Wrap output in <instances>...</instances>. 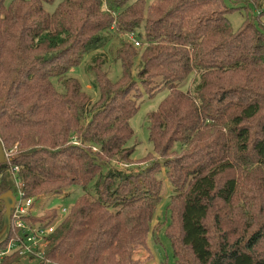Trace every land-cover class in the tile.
Returning a JSON list of instances; mask_svg holds the SVG:
<instances>
[{
    "label": "trees",
    "instance_id": "obj_1",
    "mask_svg": "<svg viewBox=\"0 0 264 264\" xmlns=\"http://www.w3.org/2000/svg\"><path fill=\"white\" fill-rule=\"evenodd\" d=\"M56 1L0 0L9 152L0 195L14 190V166L27 196L82 193L42 259L13 252L0 264H141L162 169L173 190L164 233L178 264H264V0H60L46 9ZM236 9L246 18L234 31L227 15ZM113 35L127 38L114 53L116 81L98 53ZM87 55L95 100L67 77ZM139 86L149 97L167 90L145 116L162 164L132 167ZM54 215L46 208L32 221Z\"/></svg>",
    "mask_w": 264,
    "mask_h": 264
},
{
    "label": "rangeland",
    "instance_id": "obj_2",
    "mask_svg": "<svg viewBox=\"0 0 264 264\" xmlns=\"http://www.w3.org/2000/svg\"><path fill=\"white\" fill-rule=\"evenodd\" d=\"M60 0H57L56 3L50 7L47 6V10H52L54 6L59 3ZM239 3H248L253 2V0H237ZM153 0H146V6H149ZM225 4L228 6L233 5L232 0H224ZM248 14L256 15L257 12L251 7L247 9ZM227 18L230 22V25L234 31H237L241 26L243 20L246 18V11L244 9L234 10L227 15ZM263 25H264V20ZM117 37V38H115ZM127 38L123 36L113 35L112 40L103 48L100 53L103 60L106 61L105 65L102 67L103 71L106 72L109 78L112 81L118 80L121 74V69L119 63L114 61V53L119 47V42H126ZM128 40L129 37H128ZM92 55H87L82 60L81 64L67 73V77L76 78L82 85L85 91H87L90 97L95 100L96 92L91 88L92 76L89 73V66L91 65ZM135 75V71L133 72ZM190 84L188 85V87ZM141 96L138 97L137 103L140 108L136 116L132 119L131 124L135 130L134 139L130 141L129 146L135 148L134 159L136 164L132 167H143L149 165L151 162L157 161L162 164L163 158L157 155L151 147V144L147 140V128H146V113L154 110L159 103V101L165 96L166 89H160L156 93L149 97L146 90L143 87H140ZM136 94V91H134ZM160 178L163 180L162 190H161V199L157 205L155 215L153 217L151 226L152 232L149 233L147 239V249L141 250L138 258L145 260L141 264H178L173 256L172 247L169 239L164 233L165 226L169 222V211L167 205L170 201V195L173 193L172 186L164 175V169L161 170L159 174ZM82 193L81 188H69L64 192V194L48 197L43 195L35 199V213L42 217L44 211L48 206H59L64 208H70L74 203L77 196ZM34 198V197H33Z\"/></svg>",
    "mask_w": 264,
    "mask_h": 264
},
{
    "label": "built area",
    "instance_id": "obj_3",
    "mask_svg": "<svg viewBox=\"0 0 264 264\" xmlns=\"http://www.w3.org/2000/svg\"><path fill=\"white\" fill-rule=\"evenodd\" d=\"M129 39L135 46L139 45L133 37L130 36ZM4 151L5 157L8 159L9 152L5 149ZM18 171V166L10 168L11 179L14 183L12 192L14 205L10 214V231L13 234L6 246L0 248V259L13 252L23 257L33 256L37 259H42L44 250L49 242L48 237L54 232L62 220L61 217L66 215L70 208L47 207L48 211L55 213L52 219L45 218L43 221H32L33 217H40V215L35 213V198L27 196L22 190Z\"/></svg>",
    "mask_w": 264,
    "mask_h": 264
},
{
    "label": "water",
    "instance_id": "obj_4",
    "mask_svg": "<svg viewBox=\"0 0 264 264\" xmlns=\"http://www.w3.org/2000/svg\"><path fill=\"white\" fill-rule=\"evenodd\" d=\"M7 161L5 157L4 146L0 140V164ZM14 205V197L12 191H7L0 195V212L3 211L2 229L0 231V239L5 238L10 232V214Z\"/></svg>",
    "mask_w": 264,
    "mask_h": 264
},
{
    "label": "flooded vegetation",
    "instance_id": "obj_5",
    "mask_svg": "<svg viewBox=\"0 0 264 264\" xmlns=\"http://www.w3.org/2000/svg\"><path fill=\"white\" fill-rule=\"evenodd\" d=\"M13 192V191H12ZM3 212V211H2Z\"/></svg>",
    "mask_w": 264,
    "mask_h": 264
}]
</instances>
